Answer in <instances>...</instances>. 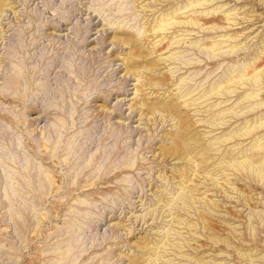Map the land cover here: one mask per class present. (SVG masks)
Wrapping results in <instances>:
<instances>
[{
    "label": "rangeland",
    "instance_id": "374dc122",
    "mask_svg": "<svg viewBox=\"0 0 264 264\" xmlns=\"http://www.w3.org/2000/svg\"><path fill=\"white\" fill-rule=\"evenodd\" d=\"M0 264H264V0H0Z\"/></svg>",
    "mask_w": 264,
    "mask_h": 264
},
{
    "label": "bare ground",
    "instance_id": "6f19581e",
    "mask_svg": "<svg viewBox=\"0 0 264 264\" xmlns=\"http://www.w3.org/2000/svg\"><path fill=\"white\" fill-rule=\"evenodd\" d=\"M157 29V28H156ZM125 63V62H124ZM128 70H129V67H128ZM132 71V70H131ZM262 76V75H260ZM136 77V76H135ZM137 80V79H136ZM257 102V101H256ZM197 109V108H196ZM178 145V144H177ZM186 172V171H185ZM188 176V175H187ZM185 179V178H184ZM187 179V178H186ZM184 183V182H183ZM149 243V242H148ZM157 254V253H156Z\"/></svg>",
    "mask_w": 264,
    "mask_h": 264
}]
</instances>
